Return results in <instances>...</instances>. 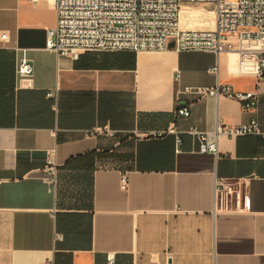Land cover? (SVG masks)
Returning <instances> with one entry per match:
<instances>
[{
  "label": "crops",
  "instance_id": "crops-1",
  "mask_svg": "<svg viewBox=\"0 0 264 264\" xmlns=\"http://www.w3.org/2000/svg\"><path fill=\"white\" fill-rule=\"evenodd\" d=\"M195 8L183 29L211 30L214 6ZM56 20L50 2L0 0V264H264V136L220 138L214 156L188 134L252 120L264 134V77L228 53L57 56L45 48ZM217 81L257 91V107L179 95ZM104 126L114 139L86 134ZM216 179L244 180V212H214Z\"/></svg>",
  "mask_w": 264,
  "mask_h": 264
},
{
  "label": "built area",
  "instance_id": "built-area-1",
  "mask_svg": "<svg viewBox=\"0 0 264 264\" xmlns=\"http://www.w3.org/2000/svg\"><path fill=\"white\" fill-rule=\"evenodd\" d=\"M31 4L50 2L57 20L47 30L46 50L57 56L76 60L85 53L166 52L223 53L236 57L242 74L264 77V0H27ZM214 5V24L211 30L183 29L182 6ZM218 68L211 70L217 74ZM33 66L24 57L17 65L19 82L27 83L33 77ZM178 79V77H177ZM179 95L198 99L220 98L235 100L243 109H254L259 93L237 92L219 81L213 87H187ZM50 97V95H49ZM188 107L175 110V119H187ZM176 135V150L181 139ZM91 136L114 139L116 132L109 126L96 127L86 132ZM198 145L200 154L217 156L220 138L236 139L245 136H264L257 120L248 124L229 126L218 123L213 131H188ZM159 134V136H163ZM45 180L55 184L57 167L49 162L44 169ZM127 177L121 178V188L127 187ZM244 180L216 179L214 184V212L241 213L246 210L242 186ZM57 241H62L60 235ZM106 264H117L113 253L106 254Z\"/></svg>",
  "mask_w": 264,
  "mask_h": 264
},
{
  "label": "rangeland",
  "instance_id": "rangeland-1",
  "mask_svg": "<svg viewBox=\"0 0 264 264\" xmlns=\"http://www.w3.org/2000/svg\"><path fill=\"white\" fill-rule=\"evenodd\" d=\"M195 6H197V5L184 4L182 6V12L184 13V15H183V21H184V23H187L191 19H193L194 18V15H196V12H198V10H196ZM209 10H210V8H205L204 7V8H201L199 11L207 12Z\"/></svg>",
  "mask_w": 264,
  "mask_h": 264
}]
</instances>
